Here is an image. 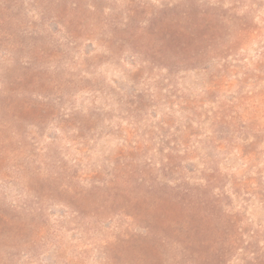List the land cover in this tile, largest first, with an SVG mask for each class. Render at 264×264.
I'll use <instances>...</instances> for the list:
<instances>
[{
	"label": "rangeland",
	"instance_id": "374dc122",
	"mask_svg": "<svg viewBox=\"0 0 264 264\" xmlns=\"http://www.w3.org/2000/svg\"><path fill=\"white\" fill-rule=\"evenodd\" d=\"M0 264H264V0H0Z\"/></svg>",
	"mask_w": 264,
	"mask_h": 264
}]
</instances>
